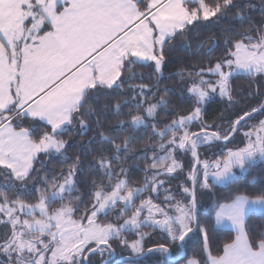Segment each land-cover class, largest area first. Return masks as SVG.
I'll return each mask as SVG.
<instances>
[{
	"label": "snow or ice",
	"instance_id": "snow-or-ice-1",
	"mask_svg": "<svg viewBox=\"0 0 264 264\" xmlns=\"http://www.w3.org/2000/svg\"><path fill=\"white\" fill-rule=\"evenodd\" d=\"M235 8L237 0H0V169L7 177L0 182V216L7 219L0 223L10 225V231L0 234V264H92L94 256L98 264H108L117 248L123 250L125 264H180L195 233L203 234L205 256L186 264H264V239L254 244L247 230L252 216L264 219V192L250 198L237 191L226 202L215 203L213 230L229 228L236 234L217 255L209 248L208 218L198 215L196 198L197 187H229L238 179L234 170L247 179L264 164V120L243 133L242 147L228 148L212 161L200 160L198 151L205 144L230 142L228 134L204 123L203 105L217 91L231 101V81L237 76H264V31L226 39L224 58L210 59L207 69L187 74L192 110L177 114L164 128L148 121L167 101L161 97L143 107L146 101L133 97L136 111L124 113L127 119L115 129H131L123 144L99 132L98 143L109 146L113 155L101 149L96 163L107 182L92 181V202L83 211V199L75 195L79 158L58 177L54 173L38 181L43 187L27 184L39 153L66 150L60 137L74 120L79 118L80 128L89 130L83 117L94 115L97 93L120 88L122 74L141 61H154L160 71L165 45L190 25L225 18ZM235 17L244 22L242 8ZM213 51L214 46L205 54ZM144 87L137 95H143ZM128 104L117 102L114 113L119 116ZM257 112L264 113V103L239 116L230 132L239 131L242 121ZM27 118L44 122L50 131L34 138L35 128L23 126ZM95 122L99 126V119ZM149 128L159 138V151H153L143 185L134 186L127 171H117L113 164L130 150L136 132ZM178 153H190L195 160L188 176L193 187L183 188L186 200H176L164 188L167 178L183 169ZM9 191L15 196L10 198ZM33 195L35 202H26ZM161 195L164 199L157 203ZM145 228L159 230L166 242L148 246L151 235Z\"/></svg>",
	"mask_w": 264,
	"mask_h": 264
},
{
	"label": "trees",
	"instance_id": "trees-1",
	"mask_svg": "<svg viewBox=\"0 0 264 264\" xmlns=\"http://www.w3.org/2000/svg\"><path fill=\"white\" fill-rule=\"evenodd\" d=\"M262 6L259 9L251 10L250 3L247 0H237V8L228 13L225 18H212L209 21L201 20L198 24L190 25L184 30L183 35H178L174 41L165 45L163 49V62L160 71H156L153 61L139 62L134 65L131 71L122 74L121 79L124 81L120 88L102 89L97 93L92 101V109L94 115L89 118L84 116L89 123V130H83L79 125V118L74 120L69 126L68 131L60 138L65 140L66 150L56 153L54 150L45 154L39 153L34 161L35 171L32 173L31 179L27 182L31 189L33 185L43 187L38 183L45 176L51 177L54 173L59 176L62 171L77 161L79 158L78 169L76 173L78 192L83 199L80 205L81 211L86 206H90L92 197L89 193L93 189L92 181L104 182L106 178H102L98 171L96 159L101 155V149H105L104 155L112 156L113 151L107 145L98 143L99 132L103 131L109 136L116 137V143L123 144L125 137L132 134L131 129H126L123 132H117L118 122L126 120L124 113L128 111H136L133 97L137 101H146L143 107H147L148 103H157L163 97L167 103L161 104L157 108V115L154 120H149L150 124H157L158 128H164L172 119L176 118L177 114L184 115L192 110V103L189 94L186 92L185 84L188 82L189 73L198 72V69L208 67L210 59L224 58V49L226 39L238 40L241 39L240 33L251 32L253 36L257 35V30L264 31V0H261ZM195 5H190L194 7ZM243 10L245 14L244 22L241 23L235 17V13ZM203 45V47H200ZM214 46V51L211 56L206 55L207 49ZM131 77V78H128ZM120 83V81H118ZM146 86L143 89V95H137L140 92V86ZM232 100L220 97L219 95L211 96L203 105L202 119L205 124L211 125V130H219L222 135L231 134L230 142L237 138L241 130L246 126L248 121L255 119L264 113H252L251 117H246L239 126V131L232 134L230 129L233 127L234 121L245 112L258 107L264 101V76L256 75L247 77L244 75L237 76L231 81ZM125 101H129L128 105L122 107L121 114L117 116L114 113V105L120 102L122 105ZM143 115V108H141ZM99 119V126L96 120ZM32 118L22 120L23 126L29 127ZM40 122V121H34ZM35 128L34 138H38L45 131H50V127L44 122L34 123ZM199 125L192 128V131H197ZM136 138L131 141L129 151L122 153L119 163H114L113 167L119 171L124 168L134 186H142L145 178V169L152 162L153 151H159V138H153L151 128L147 131L140 130L135 134ZM224 140L216 141L223 142ZM239 143H237L238 145ZM199 158L217 156L224 150L219 151L215 155V143L205 144L199 149ZM182 154V153H181ZM195 160L190 153L184 155L183 169L181 175L177 179H185L190 184L188 174L193 167ZM180 171V170H178ZM4 170L0 169V182L7 179L3 175ZM19 183V182H15ZM241 192L249 197H255L261 192H264V164H258L252 169L251 175L244 179L239 177L237 181L229 187H215L211 191L197 187V212L202 218H208V245L213 255L222 254L223 245L230 243L235 236V232L229 228H218L213 230L214 224V206L217 201L226 202V198L235 192ZM14 191H9L10 198L15 196ZM148 193H145L147 195ZM161 197V196H160ZM159 197V198H160ZM24 198V197H22ZM36 196L28 198L26 202H35ZM138 202V201H137ZM55 206V205H54ZM79 215V214H77ZM114 214L109 213L108 219H113ZM0 219H5L1 217ZM103 220V216H101ZM106 222V221H105ZM202 219V223H203ZM247 230L250 240L255 244L260 239H264V219L252 216L247 221ZM10 231V225L0 223V234ZM145 232L151 235V241L146 242L148 246L152 243L166 242L162 239V235L151 228H145ZM114 243V247L115 242ZM204 244L203 234L195 233L191 235L189 245L186 249L187 255L180 261L184 262L188 257H194L203 261L205 253L201 250ZM123 250L116 249L117 254L114 259L120 256ZM175 254V253H174ZM92 264H98L99 258L92 257ZM114 264H125V261L120 259Z\"/></svg>",
	"mask_w": 264,
	"mask_h": 264
},
{
	"label": "rangeland",
	"instance_id": "rangeland-1",
	"mask_svg": "<svg viewBox=\"0 0 264 264\" xmlns=\"http://www.w3.org/2000/svg\"><path fill=\"white\" fill-rule=\"evenodd\" d=\"M249 3H250V5H249V8L251 9V10H256V9H259L261 6H262V2H261V0H247ZM154 62V61H153ZM155 63V62H154ZM204 69H207V67L205 68V67H203ZM201 69V68H200ZM200 69H198V72L200 71ZM205 78L206 79H208L209 78V76H205ZM214 79V78H213ZM189 86V80H188V82H186V84H185V89H186V92H187V87ZM213 95H219V93H218V91H217V93H215V94H212L211 96H213ZM210 96V97H211ZM220 96V95H219ZM209 97V98H210ZM224 98H227V97H224ZM189 113V112H188ZM188 113H186V114H188ZM186 114H184V115H186ZM261 120H264V115H261V116H259V117H256L255 119H253V120H251V121H248L247 122V124H246V126L241 130V133L240 134H238L236 137L237 138H235L233 141H232V143L231 144H229V142H226V141H223V142H214L215 143V149H216V153H215V155L219 152V151H221V150H224L225 152L227 151V149L228 148H237V147H242L243 146V142H244V136H243V133L244 132H246V131H249L250 129H253L254 127H258L259 126V123H260V121ZM38 121V120H37ZM41 122V121H40ZM40 122H34L33 120L32 121H30V124L31 125H34V123H40ZM237 143H239L238 145H237ZM184 153H178L177 154V159L180 161V163L183 165V163H184ZM217 157H219V155H217V156H212V157H210V158H207V157H201L200 158V160H209V161H212V160H214V159H216ZM234 171H236L237 172V174H238V170H234ZM181 175V171H177L175 174H173V176L172 177H169V178H167V182L165 183V185H164V188H166V189H169L170 191H171V193H172V195H174L175 196V199L176 200H186V199H188V197H186V196H184L183 195V188L184 187H188V188H190V186H189V183L188 182H186V180L185 179H182V180H179V179H177V177H179ZM188 176H189V174H188ZM192 183V181L190 180V184ZM164 191V189H161V192H163ZM148 195V194H147ZM147 195H145V196H143L142 198H146L147 197ZM163 199H164V197H163V195H161V197L156 201L157 203H160V202H162L163 201ZM139 202V201H138ZM137 202V203H138ZM1 217H3V216H0V218ZM4 218H6V217H4ZM7 219V218H6ZM234 231V230H233ZM235 232V231H234ZM236 235V234H235ZM119 257V256H118ZM113 258H114V256H111V257H109L108 258V264H111V263H113L116 259H114L113 260ZM117 258V257H116ZM192 258V257H191Z\"/></svg>",
	"mask_w": 264,
	"mask_h": 264
},
{
	"label": "water",
	"instance_id": "water-1",
	"mask_svg": "<svg viewBox=\"0 0 264 264\" xmlns=\"http://www.w3.org/2000/svg\"><path fill=\"white\" fill-rule=\"evenodd\" d=\"M262 103H264V101H263ZM262 103H261V104H262ZM261 104H260V105H261ZM260 105H259V106H260ZM259 106H258V107H259ZM258 107H255V108H258ZM248 112L251 113L252 110H250V111H248ZM241 116H242V115H241ZM229 136H231V134H229ZM194 164H195V162H194ZM194 164H193V165H194ZM192 168H193V167H192ZM120 259H121V256L117 257L116 260H115L113 263H111V264H114L117 260H120Z\"/></svg>",
	"mask_w": 264,
	"mask_h": 264
},
{
	"label": "crops",
	"instance_id": "crops-1",
	"mask_svg": "<svg viewBox=\"0 0 264 264\" xmlns=\"http://www.w3.org/2000/svg\"><path fill=\"white\" fill-rule=\"evenodd\" d=\"M250 198H254V197H250ZM214 222H215V215H214ZM234 239H235V236H234ZM234 239H233V240H234ZM231 242H232V241H231ZM189 258H191V257H188L187 259H189ZM192 258H194V257H192ZM187 259H186V260H187ZM186 260H185L184 262H181L180 264H186Z\"/></svg>",
	"mask_w": 264,
	"mask_h": 264
}]
</instances>
